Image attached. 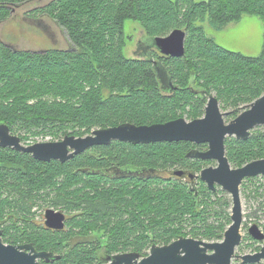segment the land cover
Returning <instances> with one entry per match:
<instances>
[{"label": "trees", "instance_id": "16d2710c", "mask_svg": "<svg viewBox=\"0 0 264 264\" xmlns=\"http://www.w3.org/2000/svg\"><path fill=\"white\" fill-rule=\"evenodd\" d=\"M33 1L0 0V24L15 7ZM29 14L41 27L39 17L56 21L71 48L31 51L0 41V124L24 133L22 141L43 134L84 137L123 123L152 125L185 115L193 121L205 114L212 93L233 106L264 95V40L260 56L248 57L220 47L199 25L208 21L223 30L245 15L264 23V0H51ZM127 21L138 22L150 39L186 30L184 57L168 58L145 45L129 57ZM170 82L177 89L171 91ZM225 144L237 167L264 159V133ZM197 148L206 147L114 142L66 164L0 148L3 237L62 257L49 264H106L124 253L145 257L154 245L180 237L221 242L232 223L229 202H212L215 192L189 177L208 164L188 157ZM117 169L129 174L116 175ZM166 170L172 174L163 175ZM178 171L185 173L174 176ZM44 205L66 214L64 230L36 223L34 209ZM98 233L104 236L91 241Z\"/></svg>", "mask_w": 264, "mask_h": 264}, {"label": "water", "instance_id": "95a60500", "mask_svg": "<svg viewBox=\"0 0 264 264\" xmlns=\"http://www.w3.org/2000/svg\"><path fill=\"white\" fill-rule=\"evenodd\" d=\"M186 39L187 31L176 29L166 37L146 38L147 41L143 43L146 50L155 49L162 56L179 59L185 55ZM145 55H149V52H145ZM170 87L171 91L177 89L172 82ZM224 116L218 98L209 95L204 117L193 121L179 118L152 125L123 123L94 130L84 137L66 135L61 141L35 143L29 146L22 143L20 136L12 134L7 124H0V147L29 154L40 162L54 160L66 164L95 147H107L114 142L132 145L179 142L208 145L206 151L194 149L188 157L219 162L216 168H205L200 174V180L210 191L215 192L219 186L232 197V223L226 230L223 240L208 242L180 237L168 245H154L145 257L136 253L116 254L108 257L106 264H233L234 259L240 260L242 264H258L264 261V244L256 254L237 255L236 251L243 242L241 230L244 217L240 187L246 179L264 176V159L233 169L226 156L225 143L231 137L246 141L254 128L264 125V95L251 103L230 123H225ZM183 174L182 171L174 173L178 177ZM44 217V224L48 229L54 231L65 229L67 216L63 211L49 208L45 211ZM248 233L254 240L264 242V232L258 225H252ZM61 258L60 255L40 252L33 244L4 243L3 230L0 229V264H40L41 261L49 264Z\"/></svg>", "mask_w": 264, "mask_h": 264}, {"label": "rangeland", "instance_id": "374dc122", "mask_svg": "<svg viewBox=\"0 0 264 264\" xmlns=\"http://www.w3.org/2000/svg\"><path fill=\"white\" fill-rule=\"evenodd\" d=\"M51 0H34L20 7H15L11 18L0 24V41L11 45L16 49L44 51L49 49H69L71 44L66 31L54 20L48 17H39L45 21V28L41 27L39 21L33 20L30 17V12L40 6L46 5ZM175 1V0H171ZM196 2H206L208 0H195ZM203 26L207 37L212 38L220 47L236 53H241L248 57H259L264 40V23L255 15H245L239 22H233L227 25L223 30H216L208 21L199 23ZM124 33L127 37L126 54L129 57H135V52L138 53V44L146 42L143 29L140 24L135 21H127L124 25ZM213 96H217L212 93ZM208 99V98H207ZM248 103H241L238 106L232 104H225L220 101L221 112L225 114L224 121L226 124L230 123L236 116H239L248 107ZM205 114L203 112V117ZM187 121L192 119L185 115ZM12 134L22 136L24 133L20 131H11ZM264 133V125H260L251 131V134ZM64 136L55 138L51 134H43L40 136H30L28 141H22L26 146L43 143L56 142L63 140ZM234 138V137H231ZM235 139V138H234ZM235 167V165H233ZM201 181L197 182V187L200 186ZM205 184V183H204ZM206 185V184H205ZM240 195L243 206V225L241 233L243 235V242L237 248V255L253 254L259 248L258 241L254 240L248 233L249 228L253 224H257L264 232V176L246 179L240 187ZM228 200L229 207L227 212L232 214V197L229 193L217 186V190L212 196V202L219 200ZM51 208L50 205H44L38 210L34 209L36 223H44L45 211ZM218 208V206H216ZM211 222L215 217H210ZM7 221V220H6ZM103 233L94 234L90 237L91 241H96L103 237ZM208 241L206 239L198 238ZM3 242L6 243L3 237ZM211 242V241H208ZM8 244V243H7ZM105 264V263H103ZM233 264H242L240 260L234 259ZM258 264H264V261Z\"/></svg>", "mask_w": 264, "mask_h": 264}, {"label": "flooded vegetation", "instance_id": "af4514ba", "mask_svg": "<svg viewBox=\"0 0 264 264\" xmlns=\"http://www.w3.org/2000/svg\"><path fill=\"white\" fill-rule=\"evenodd\" d=\"M44 6V5H43ZM40 7H42V6H40ZM138 52H139V55L142 53V52H144V43L143 42H140L139 44H138ZM238 116H236L235 118H237ZM234 118V119H235ZM233 119V120H234ZM195 145V144H194ZM197 146H203V145H197ZM205 147L206 148H197L198 150H200V151H206L207 149H208V145H205ZM0 148H2V147H0ZM4 149H9V150H13V149H10V148H4ZM14 151V150H13ZM31 156V155H30ZM197 160H199V159H197ZM229 160V159H228ZM258 160H261V159H258ZM203 161V160H202ZM256 161V160H255ZM204 162H207L208 164H206V166H203V168L199 171V173L198 172H195V176H193L191 179H197V182L200 180V174H201V172L205 169V168H208V167H218V165H219V162L218 161H216V160H211V161H204ZM253 162V161H252ZM229 163H231V161H229ZM231 165V168H233V169H237V168H241V167H237V166H233L234 164H230ZM196 166V165H195ZM194 166V167H195ZM115 167H113V169H114ZM182 170H185V172L187 173V174H189V171H188V168H185V167H183L182 168ZM191 170H192V168H191ZM112 172H113V170H112ZM120 172H122V173H127V174H129L126 170H122V171H120V169H117L116 170V172H115V174L116 175H118V174H120ZM185 172H183V173H185ZM163 173V175L166 173V174H172V172H170V171H164V172H162ZM175 176V175H174ZM187 176V175H186ZM178 177V176H177ZM201 181V180H200ZM199 191V190H198ZM45 216V215H44ZM254 225V224H253ZM257 225V224H256ZM260 228V227H259ZM257 244H259L260 246H259V248H257L256 250L257 251H255L253 254H256V253H258L260 250H261V248H262V246H263V244H264V242H257ZM149 253V252H148ZM247 255H252V254H247Z\"/></svg>", "mask_w": 264, "mask_h": 264}, {"label": "bare ground", "instance_id": "6f19581e", "mask_svg": "<svg viewBox=\"0 0 264 264\" xmlns=\"http://www.w3.org/2000/svg\"><path fill=\"white\" fill-rule=\"evenodd\" d=\"M231 164V163H230ZM204 241V240H203Z\"/></svg>", "mask_w": 264, "mask_h": 264}]
</instances>
